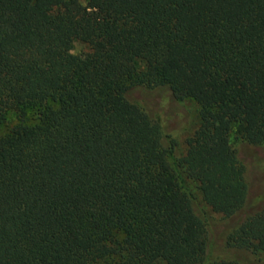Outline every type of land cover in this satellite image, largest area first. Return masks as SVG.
<instances>
[{
	"label": "trees",
	"instance_id": "trees-1",
	"mask_svg": "<svg viewBox=\"0 0 264 264\" xmlns=\"http://www.w3.org/2000/svg\"><path fill=\"white\" fill-rule=\"evenodd\" d=\"M160 91L197 107L180 156ZM231 138L264 143V0H0V264H264Z\"/></svg>",
	"mask_w": 264,
	"mask_h": 264
},
{
	"label": "rangeland",
	"instance_id": "rangeland-1",
	"mask_svg": "<svg viewBox=\"0 0 264 264\" xmlns=\"http://www.w3.org/2000/svg\"><path fill=\"white\" fill-rule=\"evenodd\" d=\"M85 0H79L84 4ZM88 47L78 41H73L70 52L78 57H84L88 53ZM163 93L148 94L146 98L140 99L134 97L144 112L154 120L159 122L162 132L171 137L176 143V156H180L185 151V140L192 134L197 125V107L190 99H182L173 102L171 105H164ZM231 146L235 150L239 162L244 168V181L250 191V197L253 199L261 195L264 187V143L259 145H248L237 139H230ZM195 199L209 220L211 237L216 240L217 248L213 251L211 257L221 256L223 250L220 248L222 240L223 221L220 216L209 210L203 205L194 186L188 183ZM261 185V186H260Z\"/></svg>",
	"mask_w": 264,
	"mask_h": 264
}]
</instances>
